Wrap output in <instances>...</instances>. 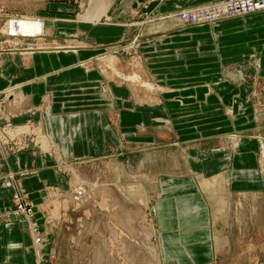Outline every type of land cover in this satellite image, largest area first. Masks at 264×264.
<instances>
[{"label": "crops", "instance_id": "1", "mask_svg": "<svg viewBox=\"0 0 264 264\" xmlns=\"http://www.w3.org/2000/svg\"><path fill=\"white\" fill-rule=\"evenodd\" d=\"M211 1L216 0L136 3L138 7L142 2L146 11L157 16L139 32L143 68L160 81L155 106H134L126 88L115 85L109 86L108 95L101 93L95 71H85L80 65L101 49L32 51L14 55L11 63L1 62L0 125L4 120L38 122L39 135L45 140L40 146L7 156L6 162L0 159V175L9 170L31 171L19 175V181L30 202L41 207L49 186L67 188L66 175L55 167L61 163L58 160L103 157L122 145H145L154 141L144 136L150 128L156 129V143H160L168 127L175 147L183 153H177L168 172L156 177L153 218L160 256L180 264L210 261L218 239L214 215L221 211L216 207L222 206L225 193L241 195L264 189L255 155L257 143L252 138L240 137L230 146L211 140L232 129L244 133L255 126L252 106L244 99V82L220 75L227 67L237 69L233 72L246 69L245 59L252 53L264 66V37L258 33L264 30V11L177 30L175 12L179 8ZM109 28L93 31L99 33L100 42L128 32L123 26ZM164 55H171L172 60ZM164 70L172 71L165 74ZM208 71L218 74L203 76ZM167 81L172 82L173 93H167L171 92L165 87ZM12 85L16 89L6 92ZM183 102H188L187 107L181 106ZM229 107L234 116L227 114ZM137 132L144 135L138 137ZM42 144L49 148L42 151L49 153L40 151ZM12 193L11 187L0 184V213L11 209ZM34 217L44 228L40 210L36 209ZM48 236L51 240L53 234ZM31 244L26 220L13 214L7 222L0 220V264H36Z\"/></svg>", "mask_w": 264, "mask_h": 264}, {"label": "rangeland", "instance_id": "2", "mask_svg": "<svg viewBox=\"0 0 264 264\" xmlns=\"http://www.w3.org/2000/svg\"><path fill=\"white\" fill-rule=\"evenodd\" d=\"M138 1L141 0L2 1L0 72L1 62L11 63L15 59L14 55H24L27 51L75 52L82 48L93 51L101 49L80 62L85 71H95L101 93L108 95L109 86L115 85L117 89L126 88L134 99L131 102L134 106L157 105L160 81L156 79L157 75H150L143 68L139 49L141 28L156 21L157 16L146 11L142 2L137 7ZM201 5L179 8L175 12L177 21L179 11ZM262 17L264 18V14ZM19 19H38L42 29L30 36L24 34L17 27ZM205 24L179 28L178 21L177 30ZM120 26L125 27L128 32L122 33L117 39L107 37L100 42L97 38L99 33L93 32L96 29L109 30V27L114 29ZM258 33L264 37V30H259ZM166 57L172 60L171 55L164 59ZM245 62L248 67L242 70L245 80L241 86L245 101L252 106L255 126L244 133H237L234 131L236 129H232L211 140L225 142L230 146L240 137L252 138L257 143V168L264 183V66L259 64L255 53L247 55ZM227 68L232 72L237 70L233 66ZM169 71L172 70L163 72L167 74ZM216 74L218 71H208L203 76L215 77ZM220 76L230 79L224 71ZM165 87L170 88L167 91L171 92L166 91L167 93H173L172 82L167 81ZM13 88L16 89L12 85L6 92L13 91ZM2 96L4 93L0 95V102ZM180 104L187 107L185 105L188 102ZM200 105L203 108V103ZM226 108L227 106L224 110ZM227 110H230L226 111L227 114L235 115L230 107ZM17 126L27 133L13 135L19 132ZM38 126V122L31 120L21 124L4 120L0 125V159L6 162L9 155L35 145L40 146L39 143L45 139L39 135ZM7 127L14 128L12 132H8L12 135L3 131ZM136 135L140 137L144 134L137 132ZM144 136L153 137L154 141L145 145H122V148L107 152L103 157L58 160L61 163H55V167L66 175L67 188L49 186L47 198L41 207L30 202L19 181V175H28L31 171L15 173L9 170L0 175V184L4 186L6 175L12 172L14 176L13 180L10 179L11 186H6L13 189L12 207L0 213V220L7 222L9 214H13L27 221L36 264H180L179 261L161 259L153 206L156 201L157 175L168 172L177 153L183 152L175 147V140L168 127L165 128V138H161L160 143H156L155 128H150L148 135ZM17 137L19 145L14 144ZM46 147L48 148L43 146V149H39L41 152L48 151L49 148L45 150ZM66 162L69 166H66ZM78 164L80 165L76 166ZM20 190L24 201L29 204L31 214L26 209L16 212L14 196ZM78 190L82 191L81 198L75 202L72 197ZM242 193L244 194L225 193V197L221 199L222 206L216 207L221 208V213L214 215L217 245L212 259L204 264H264V189ZM214 202L213 206L216 205ZM36 209L41 211L46 230L40 228L35 221ZM32 225L42 234V243L38 248L33 243ZM50 234H53L51 240L48 236Z\"/></svg>", "mask_w": 264, "mask_h": 264}, {"label": "built area", "instance_id": "3", "mask_svg": "<svg viewBox=\"0 0 264 264\" xmlns=\"http://www.w3.org/2000/svg\"><path fill=\"white\" fill-rule=\"evenodd\" d=\"M261 11H264V0H217L196 8L179 11L177 13V18L179 21V28H182L186 25H198L205 23L214 24L221 20L240 17ZM28 35L30 36L32 33H28ZM13 129L7 127L4 128L3 131L8 134V132H12ZM22 133H27V131L21 130L17 134L20 135ZM18 141L20 142L19 138L17 137V141L14 142V144L19 145ZM6 176L5 186H11L12 183L10 179L13 180V173L10 172ZM74 193L75 194L73 195L72 199L73 201L78 202L81 198L82 191L78 190ZM18 194L22 196V191H18L14 196L16 212H23L26 209L28 214H31V209L28 207L29 204L24 201L23 196L21 197ZM31 231L34 246L35 248H38V246H41L42 243V234L35 225H32Z\"/></svg>", "mask_w": 264, "mask_h": 264}, {"label": "bare ground", "instance_id": "4", "mask_svg": "<svg viewBox=\"0 0 264 264\" xmlns=\"http://www.w3.org/2000/svg\"><path fill=\"white\" fill-rule=\"evenodd\" d=\"M17 27L19 28V30L22 31V33L28 34V33H35V32L40 31L42 29V24L40 21H38V19H36V20L35 19H19L18 23H17ZM28 50H31V48H29ZM27 52H29V51H27ZM107 57H109V56H107ZM110 63H112V62H110ZM8 134H10V133H8ZM16 134L17 133H13V135H16ZM10 135H12V134H10ZM41 135H42V133H41ZM46 150H48V148Z\"/></svg>", "mask_w": 264, "mask_h": 264}, {"label": "water", "instance_id": "5", "mask_svg": "<svg viewBox=\"0 0 264 264\" xmlns=\"http://www.w3.org/2000/svg\"><path fill=\"white\" fill-rule=\"evenodd\" d=\"M225 72H226V75L233 80H241V81L245 80L243 73L240 70H238L237 72L226 70Z\"/></svg>", "mask_w": 264, "mask_h": 264}]
</instances>
